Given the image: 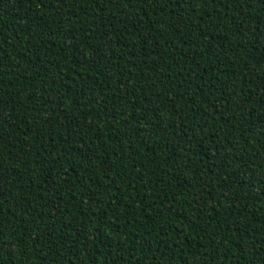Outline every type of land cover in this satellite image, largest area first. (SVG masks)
Returning <instances> with one entry per match:
<instances>
[{
  "label": "trees",
  "instance_id": "obj_1",
  "mask_svg": "<svg viewBox=\"0 0 264 264\" xmlns=\"http://www.w3.org/2000/svg\"><path fill=\"white\" fill-rule=\"evenodd\" d=\"M0 264H264V0H0Z\"/></svg>",
  "mask_w": 264,
  "mask_h": 264
}]
</instances>
